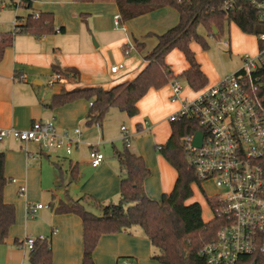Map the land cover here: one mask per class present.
Wrapping results in <instances>:
<instances>
[{
  "label": "crops",
  "instance_id": "1",
  "mask_svg": "<svg viewBox=\"0 0 264 264\" xmlns=\"http://www.w3.org/2000/svg\"><path fill=\"white\" fill-rule=\"evenodd\" d=\"M29 10L30 13L17 14L16 18L20 16L24 19L31 13L49 12L53 14L55 28L63 30L43 36L15 35L13 46L7 49L0 62V126L25 129L35 120L54 119L60 129L79 127V143H87L97 137L95 146L103 152L102 146H114L117 140L122 139L121 126L125 125L133 134L130 149L142 155L151 170L145 180L146 193L155 200H160L164 193H170L175 186L177 171L160 154L157 146L167 141L171 125L167 138L159 141L156 132L152 140L148 136L144 137L158 123L149 121V117L153 121L156 118L152 110L144 106L149 97L155 96L152 94L156 89H150L139 101L138 115L132 117L112 107L106 112L101 126L85 124L90 108V102L85 99L57 108H51L49 103L52 95L62 89L93 85L110 88L133 79L146 66L145 55L157 44V34L165 32L179 21L178 11L172 6L160 7L126 20L120 27L114 22V16L119 14L115 0H35ZM110 17L113 25L106 21ZM92 36L96 41H92ZM228 42L229 46L226 47L231 48V39ZM138 43H143L142 49L137 47ZM193 43L197 42L191 43L192 49ZM176 50L181 52L178 49L172 50L166 56V61L177 74L187 69L189 64L181 52L187 63L175 68L170 57ZM195 54L209 77L208 86L224 77L205 68ZM118 63L124 66L112 72L111 66ZM55 66L61 70L73 68L75 71L70 76L66 75L68 82L58 83L57 88L44 93L41 77H51L56 72ZM21 72L27 75L26 80L18 78ZM170 85H167L169 90ZM196 92L187 83L180 98L169 104L166 119L169 120L170 115L178 111L183 102L192 100ZM146 122L149 126H146ZM79 143L70 154L61 151L64 154L61 156V152L45 151L37 144L33 147L35 143L32 142L25 146L12 138L0 141V151L6 155L5 174L9 178L4 198L16 206V223L10 229L6 242L0 244V264H20L25 254L16 239H23L33 233L47 235L53 250L54 264H78L82 261V219L75 213H62L56 208L77 201L85 202L86 206L94 200L104 204L118 202L121 170L114 151L105 154L104 160L97 167L91 165L89 154L88 159L79 158L75 154ZM74 166L79 173L77 180L72 177ZM21 187H25L24 195H20ZM45 192L51 194L49 204L45 205L47 207L39 209L35 215L29 214L28 205L37 204ZM137 226L124 232L103 235L94 251L95 263L117 264L119 257L130 256L142 264H165L155 256L151 258L153 245Z\"/></svg>",
  "mask_w": 264,
  "mask_h": 264
},
{
  "label": "trees",
  "instance_id": "2",
  "mask_svg": "<svg viewBox=\"0 0 264 264\" xmlns=\"http://www.w3.org/2000/svg\"><path fill=\"white\" fill-rule=\"evenodd\" d=\"M13 1V0H12ZM35 0H21L19 5L32 9ZM93 1V0H84ZM120 15V22L139 16L154 9L172 6L179 13V21L165 32L157 34L158 42L145 55L146 66L133 79L123 81L110 88L100 85L62 89L52 95L49 106L57 108L79 99L90 102L86 116L87 126H101L106 112L116 107L129 116L140 112L138 103L150 89H161L169 83L184 79L194 91L209 85V77L202 69L191 47L197 42L203 49L209 44L205 35L199 31L203 27L207 35L220 36L226 25L234 22L243 32L257 35L263 31L258 12L250 0H235L232 9H225L228 0H115ZM15 6L18 4L14 3ZM12 30L0 31V62L8 48L13 46L15 35L30 34L43 36L62 31L54 26V17L49 12L20 16ZM216 28V30L214 29ZM137 47L142 49L143 43ZM180 50L189 67L175 73L166 61L172 50ZM54 69L70 76L75 69ZM258 77V80L254 79ZM255 80V81H254ZM255 83V84H254ZM250 94L264 108V65L247 80ZM140 128V124L138 125ZM198 121L191 117H182L171 121V134L167 141L157 146L160 154L175 168L177 179L170 193H164L160 200L152 199L145 189V180L151 170L144 157L135 153L123 141V148L113 146L121 170L120 199L116 203L104 204L94 200L93 205L100 214L91 211L85 202L77 201L72 205L61 204L56 210L62 213L72 212L80 216L83 227V255L78 264H96L94 251L103 235L124 232L132 226H140L151 244L158 248L159 254L154 258L165 264H207L201 254L204 246L217 238L219 229L226 223L221 213L222 204L214 198L207 197L213 211L210 220L203 218L200 202L188 200L194 195L195 185L201 181L195 169L186 158L183 138L200 129ZM6 155L0 151V243H5L10 229L16 223V206L6 202L5 187L9 178L5 174ZM73 180L79 178L77 167L72 168ZM85 200V199H84ZM21 239H16L19 244ZM28 259L32 264H54L51 242L46 239L36 240L29 251ZM264 264L260 254L243 255L237 264Z\"/></svg>",
  "mask_w": 264,
  "mask_h": 264
},
{
  "label": "built area",
  "instance_id": "3",
  "mask_svg": "<svg viewBox=\"0 0 264 264\" xmlns=\"http://www.w3.org/2000/svg\"><path fill=\"white\" fill-rule=\"evenodd\" d=\"M183 1V0H179ZM258 12L264 26V0H250ZM20 4L21 0H13ZM235 0H228L225 9H232ZM17 22V20H16ZM116 26H120V15L114 16ZM259 46L253 56L243 57V66L225 75L217 83L196 92V96L183 102L181 108L172 113L170 121L182 117L195 118L203 133L202 144L194 143L193 134L183 138L186 158L195 169L201 183L213 182L219 190L214 199L222 204L221 213L226 223L219 229L215 241L204 246L201 254L207 264H237L243 255L260 254L264 257V108L250 94L247 80L264 65V29L258 33ZM229 46L228 41H224ZM123 63L111 66L117 72ZM18 78L26 80L24 72ZM255 80L258 77L254 76ZM68 77L54 72L47 84L66 83ZM254 80V81H255ZM172 99L180 98L183 87L178 80L171 82ZM255 84V83H254ZM146 126H149L146 122ZM122 140L130 146L133 134L125 125L121 126ZM81 130L60 129L54 119L35 120L28 128L0 126V141L12 138L27 146L35 143L45 151L70 154L81 141ZM90 146V162L94 167L104 160V153L95 144ZM160 147V145H159ZM25 187L20 188L24 195ZM47 207L42 203L28 205V213ZM46 236H26L18 244L25 258L20 264H32L28 254L36 240ZM117 264H139L130 256H121Z\"/></svg>",
  "mask_w": 264,
  "mask_h": 264
},
{
  "label": "rangeland",
  "instance_id": "4",
  "mask_svg": "<svg viewBox=\"0 0 264 264\" xmlns=\"http://www.w3.org/2000/svg\"><path fill=\"white\" fill-rule=\"evenodd\" d=\"M3 3L6 4L4 5L5 7H2ZM27 13H30V10L26 9L23 5L15 6L12 0H0V31L12 30L15 26L16 15H25ZM106 21L113 25L112 17L108 18ZM123 23L124 22L120 24V27ZM199 31L205 35L209 47L208 49H203L199 43H193V49L197 53V56L199 60H201V63H203V66L214 74L216 73L220 75L221 77L239 70L243 66L242 56H253V53L255 54L256 50H258L259 40L257 36L243 32L234 22H230L229 24H227L225 32L220 36L207 35L203 27H200ZM94 39L96 41V38L92 36L93 42ZM230 39L232 41L231 48L224 46V41H229ZM170 59H172V64H174L176 69L180 68L182 64L184 65L185 63H187L181 52L177 50L171 54ZM49 78L47 76L41 77V80L43 82L41 88L44 93L50 91L51 88L55 89L58 87V83H55L53 85H46V82ZM178 81L183 88L187 87L186 80L180 79ZM170 90L167 86L161 89L154 90V94L152 95L155 96H153V98L149 97L144 104L146 108H150L152 110L153 116H155L156 118L153 121V119L149 117V121L151 123H156V121L158 122L154 130H149L144 134V137L148 136L150 140H152L151 137H153L155 132L159 141L162 140V138H167L166 136H169L170 134L171 121L166 119V115L169 111V104L173 103V101H176L172 99V84L170 85ZM156 93L159 94L156 96ZM97 142L98 139L96 137L90 141H87V143L86 141L79 143V147L75 150V154L81 159H88V145L95 144ZM132 143L133 140L131 144ZM115 146L120 149L123 148V140H117ZM33 147H36V144H33ZM130 148L132 149V147ZM101 150L104 152V155L111 154L113 153V145L105 144L104 146H102ZM60 154L61 156L64 155L62 152ZM217 193H219V190L216 185L213 182L207 181L202 183L201 186L195 185L194 195L188 200V202H200L203 207V217L206 220H210L213 217V211L208 203L207 197L214 198ZM50 197L51 194H49V192H45L44 195L39 199L40 201H36V203L38 202L44 205H48L51 200ZM87 208L95 212L96 214L101 213L100 210L93 205V203L87 204ZM137 228L143 233V235H145L143 229L140 226H137ZM39 235L47 236L40 233H33L31 236L37 237ZM151 247L152 251L150 253V256L151 258H153L155 255L159 254V250L154 246ZM138 262L139 264H142L140 263V261Z\"/></svg>",
  "mask_w": 264,
  "mask_h": 264
},
{
  "label": "water",
  "instance_id": "5",
  "mask_svg": "<svg viewBox=\"0 0 264 264\" xmlns=\"http://www.w3.org/2000/svg\"><path fill=\"white\" fill-rule=\"evenodd\" d=\"M214 29L216 30V28L214 27ZM48 96V94H47ZM202 137H203V133L201 131H197L196 134H195V137H194V143L195 145L197 146H201L202 144ZM255 264V263H253Z\"/></svg>",
  "mask_w": 264,
  "mask_h": 264
}]
</instances>
